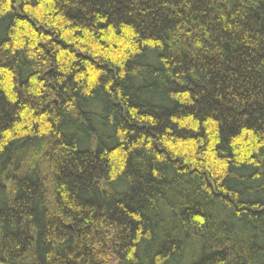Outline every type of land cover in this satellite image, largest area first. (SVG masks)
Returning <instances> with one entry per match:
<instances>
[{
	"label": "trees",
	"instance_id": "obj_1",
	"mask_svg": "<svg viewBox=\"0 0 264 264\" xmlns=\"http://www.w3.org/2000/svg\"><path fill=\"white\" fill-rule=\"evenodd\" d=\"M0 264H264V0H0Z\"/></svg>",
	"mask_w": 264,
	"mask_h": 264
}]
</instances>
